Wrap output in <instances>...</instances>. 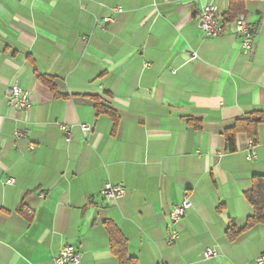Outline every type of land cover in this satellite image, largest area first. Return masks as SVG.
I'll return each mask as SVG.
<instances>
[{
    "label": "crops",
    "instance_id": "crops-1",
    "mask_svg": "<svg viewBox=\"0 0 264 264\" xmlns=\"http://www.w3.org/2000/svg\"><path fill=\"white\" fill-rule=\"evenodd\" d=\"M207 4L225 28L216 39L198 26ZM230 5L0 0V264H53L66 246L81 254L80 264H119L106 222L138 264H255L264 223L234 241L226 231L242 230L253 214L244 193L254 175H264V124L255 139L238 134L234 153L226 152L224 131L264 113V1L243 0L238 14L253 34L249 54L233 22H223ZM106 18L112 21L96 27ZM15 85L31 93L27 115L6 103ZM93 98L116 123L96 116ZM80 123L91 126L87 135ZM60 125L71 128L70 142ZM106 183L122 184L125 196L104 202ZM185 199L170 245L167 215ZM210 247L217 257L203 260Z\"/></svg>",
    "mask_w": 264,
    "mask_h": 264
},
{
    "label": "built area",
    "instance_id": "built-area-1",
    "mask_svg": "<svg viewBox=\"0 0 264 264\" xmlns=\"http://www.w3.org/2000/svg\"><path fill=\"white\" fill-rule=\"evenodd\" d=\"M114 12L121 13L120 9H115ZM112 21L111 18H106L101 21L96 20L95 25L98 28L104 27ZM233 24V35L241 37L240 48L244 54H249L254 48L253 34L246 23L243 15L238 16ZM198 26L205 39H216L222 36L225 32L224 25L220 21L218 11L212 4L204 5L198 16ZM197 58L196 54L190 55V61ZM175 73V71H173ZM6 103L8 107L18 110L27 115L32 107L31 93L18 86H11L6 91ZM80 132L87 135L91 131V126L80 123L78 124ZM59 131L63 134L65 142H70L72 137L71 128L69 126L60 125ZM24 134H16V137H23ZM254 141L250 140L248 143V153L246 159L252 162L256 158V151ZM14 179H8L6 185H13ZM126 194V189L122 184L106 183L100 196L104 202H113L121 199ZM188 200L185 199L178 205L173 206L167 215V224L169 229L168 244L174 243L179 235V225L185 217ZM218 250L215 247H210L202 252L203 260H211L217 257ZM53 264H80L81 254L71 246H66L56 257L52 260ZM255 264H264V253L261 254L255 261Z\"/></svg>",
    "mask_w": 264,
    "mask_h": 264
},
{
    "label": "trees",
    "instance_id": "trees-1",
    "mask_svg": "<svg viewBox=\"0 0 264 264\" xmlns=\"http://www.w3.org/2000/svg\"><path fill=\"white\" fill-rule=\"evenodd\" d=\"M264 1V0H261ZM240 4V5H239ZM237 6H240L237 8ZM243 0H231V5L226 13L223 22H234L239 13H242ZM40 82L47 86L55 96H61L56 91L50 80L38 76ZM94 110L96 116L105 114L109 116L114 123L117 121L116 114L99 104L98 98H93ZM195 128H199L197 122L192 123ZM264 124V113L261 111L252 112L247 118L236 120L232 127L224 131L226 142V152L234 153L236 151V136L245 134L250 139L257 137L258 127ZM244 197L253 209V214L246 220L242 230H236L230 225L226 231L229 241H234L242 232L253 228L256 225L264 223V175H254L251 180V188L244 193ZM105 229L109 237L110 250L119 262V264H138L136 259L130 257L127 253L126 240L119 230L110 222L105 223Z\"/></svg>",
    "mask_w": 264,
    "mask_h": 264
}]
</instances>
